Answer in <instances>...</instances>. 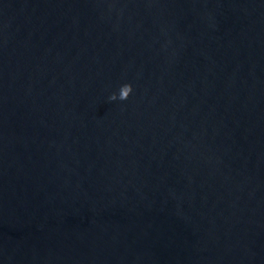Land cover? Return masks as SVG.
<instances>
[{"label":"water","instance_id":"1","mask_svg":"<svg viewBox=\"0 0 264 264\" xmlns=\"http://www.w3.org/2000/svg\"><path fill=\"white\" fill-rule=\"evenodd\" d=\"M0 264H264V0H0Z\"/></svg>","mask_w":264,"mask_h":264},{"label":"clouds","instance_id":"2","mask_svg":"<svg viewBox=\"0 0 264 264\" xmlns=\"http://www.w3.org/2000/svg\"><path fill=\"white\" fill-rule=\"evenodd\" d=\"M132 91H133L132 85L129 84V83H125V84L120 86L118 94L117 93H113L109 97V99L111 101H115L117 99H119L121 101L127 100L128 97L130 96V94L132 93Z\"/></svg>","mask_w":264,"mask_h":264}]
</instances>
